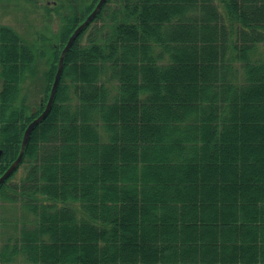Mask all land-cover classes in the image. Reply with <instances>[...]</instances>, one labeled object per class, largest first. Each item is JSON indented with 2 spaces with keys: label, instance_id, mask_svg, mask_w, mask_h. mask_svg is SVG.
<instances>
[{
  "label": "trees",
  "instance_id": "trees-1",
  "mask_svg": "<svg viewBox=\"0 0 264 264\" xmlns=\"http://www.w3.org/2000/svg\"><path fill=\"white\" fill-rule=\"evenodd\" d=\"M98 2L32 43L0 24V176ZM263 45L264 0H107L0 185L34 216L0 264H264Z\"/></svg>",
  "mask_w": 264,
  "mask_h": 264
},
{
  "label": "rangeland",
  "instance_id": "rangeland-1",
  "mask_svg": "<svg viewBox=\"0 0 264 264\" xmlns=\"http://www.w3.org/2000/svg\"><path fill=\"white\" fill-rule=\"evenodd\" d=\"M75 1L79 2L80 0ZM59 2L66 4L67 0H0V24L20 32L27 43L38 40L41 34L56 36L62 23L61 17L55 9ZM82 2L84 4L91 3L92 0H82ZM48 9L51 11L49 12ZM61 11L65 14L70 12V8L66 6ZM94 23H108V18ZM2 83L3 80L0 79V89ZM40 96L35 98L34 103H42ZM22 171L24 168H21L15 175L14 181L19 179ZM15 206L18 207V204L10 203L0 197V245L7 237L10 238L15 233H20L22 226L28 221L27 218L33 216L24 208L21 207V210H18ZM11 264H22V260L18 259L16 262L13 260Z\"/></svg>",
  "mask_w": 264,
  "mask_h": 264
},
{
  "label": "water",
  "instance_id": "water-1",
  "mask_svg": "<svg viewBox=\"0 0 264 264\" xmlns=\"http://www.w3.org/2000/svg\"><path fill=\"white\" fill-rule=\"evenodd\" d=\"M106 1L107 0H99V2L96 4L93 11L75 29V31L72 33V35L68 39L65 47L63 48V50L61 52L60 58H59L58 70H57V73L55 76V80L52 84L50 96H49V99L46 103V106H45L44 110L41 112V114L39 116H37L33 121H31L29 123V125L27 126V128L24 132V136H23L22 145H21L19 155L12 162V164L8 167V169L0 176V185L2 183H4L11 176V174H13V172L18 168V166L20 165V163L23 160V157L25 154V149H26V146L28 145V142L30 140L32 131L37 126V124H39L43 119H45L48 116V114L50 113L52 105L54 103L55 95H56L61 77L63 74L65 57H66L67 52L69 51V49L71 48V46L73 45L75 40L79 37V35L85 30V28L88 27L94 21V19L96 18V16L100 12V10L102 9V7L106 3ZM3 153H4L3 149L0 148V159L3 155Z\"/></svg>",
  "mask_w": 264,
  "mask_h": 264
}]
</instances>
